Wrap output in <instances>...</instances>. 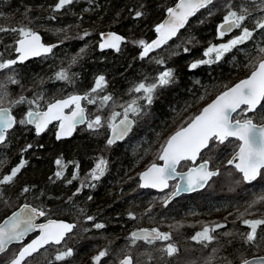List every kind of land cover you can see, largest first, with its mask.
<instances>
[{
    "label": "trees",
    "instance_id": "obj_1",
    "mask_svg": "<svg viewBox=\"0 0 264 264\" xmlns=\"http://www.w3.org/2000/svg\"><path fill=\"white\" fill-rule=\"evenodd\" d=\"M175 1L73 0L72 4L54 11L57 0H0V21L4 18L8 21L6 26L0 23V28L19 29L37 24L43 41L55 42L56 45L47 55L17 62L9 69L0 70V82L5 84L8 93L0 106L10 107L8 101L21 96L27 101L35 100L36 103L25 102L12 107L16 119L20 120L25 119L27 111L44 108L56 98L83 93L96 100V103L89 104L83 99L88 121L100 115L103 123L98 129H89L87 121L70 138L61 140L55 138L53 125L41 135H37L28 124L14 125L6 141L0 145V178L9 174L22 159L27 163L12 183L0 185V219L21 204L28 203L44 210L45 217L76 222L75 232L65 241L74 243L76 252L102 243L107 246L109 257L114 259L121 252L131 251L134 260L141 264H238L243 258L264 255V226L257 229L258 240L253 245L245 243L243 234L250 229L242 223L243 219L264 218V202L249 208L253 200L264 195V174L253 183L257 185L253 190V184H246L240 174L226 166L224 160L231 144L226 145L225 142L218 147L214 144L210 150L201 153L202 159L208 158L212 165L220 166L218 175L213 177L206 189L167 204L157 202L159 204L148 207L146 211L142 209L144 196L152 199L151 192L134 186L137 174L127 176L135 159L147 151L148 142L158 135V128L171 123L176 111L182 107L186 109L175 130L185 126L218 93L248 76L261 58L259 54L255 56L258 50L253 39L258 37L259 32L255 33L257 28L252 18L264 10V0H214L211 5L199 10L173 39L141 58L142 46L136 42H149L155 36L156 25ZM243 8L251 13L243 26L255 29L252 38L246 41L250 46V55L256 51L250 64L245 65V56L238 51L237 45L214 63L190 68L189 65L196 60H214V53L211 57L204 55L210 45L226 43L239 32L241 34L242 29L234 28L220 36L217 26L229 10L240 12ZM137 11L143 15L137 17ZM105 30H113L125 37L119 51L99 47L100 33ZM85 32L89 35L85 36ZM19 37L18 31H0V61L15 59V41ZM185 48L189 51H184ZM158 60L164 63L159 64ZM166 68L174 70L173 82L158 88L150 105L145 100H138L141 111L135 116L129 113L135 124L128 138L124 142L108 145L107 118L113 111L123 112L122 106L143 95V92L136 93L131 89L142 81L153 82ZM61 69L67 70L68 80L56 78ZM9 76L18 83H9ZM99 76H104L106 84L92 93ZM202 88L206 89L205 99L195 103V96ZM106 95L112 99L102 106L100 97ZM179 115L178 111L175 116ZM169 135L170 132L161 136L159 143L147 152V164L159 161L161 147ZM144 137L147 141L142 143ZM135 140H140L138 149L126 144ZM28 145L32 147L27 148ZM58 158L65 165L62 169L55 163ZM100 158L107 164L104 174L96 180L92 178L91 170ZM188 164L185 161L179 168L184 169ZM61 170L62 175L57 177L55 173ZM69 180L72 182L68 183ZM25 187L29 191L24 192ZM214 207L234 212L226 214L223 211L220 217L208 218L205 213ZM241 213L244 215L241 216ZM198 214L209 220L198 221ZM191 218H195L194 222H185ZM180 220L183 222L179 223ZM147 221L164 225L161 228L171 233V241L147 245L139 242L131 246L126 240V230L134 223L141 225ZM95 224H103L104 227L96 228ZM211 224L221 226L215 229ZM206 225L214 229L211 234L216 237L212 242H206L207 247L191 239ZM169 242L179 249L171 257L160 250ZM213 249L216 251L213 252ZM2 256L0 264H3ZM53 258L41 251L27 264L62 263Z\"/></svg>",
    "mask_w": 264,
    "mask_h": 264
},
{
    "label": "snow or ice",
    "instance_id": "obj_2",
    "mask_svg": "<svg viewBox=\"0 0 264 264\" xmlns=\"http://www.w3.org/2000/svg\"><path fill=\"white\" fill-rule=\"evenodd\" d=\"M72 3L73 0H57L53 10L58 11ZM212 3L213 0H177L174 7L167 9L168 18L164 22L156 25L155 31L158 33L157 39L150 43L144 40L136 42L142 46L140 57L144 58L153 49L166 44L169 39L176 36L178 31L188 23L190 17ZM250 14L246 8H243L240 12L229 10L224 16L223 23L219 26V35L224 36L226 32H231L234 28L242 29L241 34L228 40L226 43L210 45L204 52V55L211 57L214 53V60L211 58L196 60L189 67L195 69L202 64L214 63L237 45L243 44L245 41L251 39L255 29L250 30L248 27L243 26V22ZM141 15H143L142 12H136L137 17ZM255 28L264 29V19L257 21ZM8 30L19 32L21 38L16 42L18 45L16 52L19 53V56L16 59L0 61V70L9 69L17 61H25L30 56L50 53L56 46L43 44L40 36L30 28H0V31ZM84 35L87 36L89 33L85 32ZM101 35L104 36V40L100 44L101 49L114 48L119 51V45L125 39L116 33H102ZM184 51L187 52L189 49L185 48ZM258 54L261 58L253 66V70L246 78L239 80V82L231 87H227L211 103L203 107L198 115L192 117L187 123V126L180 127L167 138L161 147V154L159 156V159L164 161V164L161 166L152 163L144 172L140 173L139 175L143 180L141 187L164 189L168 187V180L177 175L187 180L188 187L183 190H190L193 186L202 187L210 177L218 174L217 171H208V160H204L198 168L189 169L184 174L177 173L176 166L181 161L196 160L197 156L201 155L203 150H210L217 143L224 144L229 138H235L240 143L237 145L234 156L227 163L229 165L234 164L235 168L242 173L245 181L255 180L257 176L264 174V123H255L254 118L247 115V113H255L258 108L264 109V46L258 47ZM73 62H75V58H73ZM157 63L163 64L164 61L158 60ZM56 78L68 80L67 70L61 69L56 74ZM7 80L12 84L18 83L12 76H9ZM173 80L174 70L166 68L158 74L153 82L145 83L142 81L131 89V91L136 93L143 92V95L132 99L127 106H122L124 109L123 113L113 111L107 118V126L111 129L112 133L111 137L107 140V144H114L116 140L123 139L131 131L133 120L129 119V113H132L133 116L139 114L141 106L138 100H145L150 105L153 102V94L157 89L170 84ZM105 84L104 76H99L96 79L95 87L91 90L92 93H96L98 89H102ZM7 95L5 84L0 82V105H2L3 99ZM82 99L87 100L89 104L96 103V100L90 98L89 94H85L83 97L72 95L66 99L56 100L48 104L46 111L29 110L26 114L27 119L20 120H17L11 114L12 107L25 102L32 104L36 103V101H27L23 96L19 97V99L9 101L10 107L0 106V144L6 141L9 130L13 129L16 124H34L36 134L39 135L45 131L52 121H58L59 130L56 133V138L59 140L63 136H70L75 130L76 125L84 123L86 120L85 108L80 104ZM111 99L112 97L110 95L100 97V103L103 106ZM70 105H75V108L71 110L70 114H65L64 109ZM237 110H240V113L244 114L241 118L233 117V113H237ZM118 116H122L123 118L117 123L116 118ZM261 118L264 119V117ZM102 126V117L100 115H96L93 120L88 121L89 129H98ZM31 147L32 145L27 146V148ZM26 163L27 161L22 159L17 166L11 169L9 174L3 175L0 178V185L12 183ZM55 163L61 166V169L65 166L61 158H58ZM106 164L107 161L103 158L99 159V162L95 165L91 173L93 179L98 180L104 174ZM55 175L60 177L62 170L57 171ZM75 178L76 176L74 175L73 179ZM71 182V180L68 181V183ZM176 189V191L171 193L172 196L178 194L181 186L177 185ZM23 191L27 192L29 189L25 187ZM262 202H264V195L253 200L249 208ZM45 215L46 212L44 210L36 209L25 204L19 211L13 212L3 224H0V253H4L13 242L22 241L30 232L39 229V235L20 247L19 251L10 258L8 264H26L28 257L33 256L34 253L44 248L45 245L60 244L65 239L66 234L70 233L76 227L74 224L52 219H48L47 223L35 222L37 216L43 217ZM129 215L132 216L131 213ZM243 215L241 213V216ZM132 218L135 217L133 216ZM88 219L92 220L93 217H88ZM242 223L250 229L246 234H243L245 243L255 245L258 240L257 229L264 226V218L243 219ZM94 226L96 228L104 227L103 224H95ZM216 227H220V225ZM212 231L214 229L204 227L202 231L197 232L191 239L207 247L206 242H212L216 239L211 234ZM129 238L132 244H135L138 240H143L148 244H154L157 241H171L172 236L171 233L161 232L158 228H141L130 233ZM160 250L169 257L177 254L179 251L177 246L171 242L165 244ZM215 251L213 249V252ZM72 255V249L68 248L66 251L59 252L55 256V259L62 261ZM106 255H108L107 250H103L92 259L96 264H99L101 258ZM119 264H132V257L130 255L125 256ZM240 264H264V255H255L251 259L243 258Z\"/></svg>",
    "mask_w": 264,
    "mask_h": 264
},
{
    "label": "rangeland",
    "instance_id": "obj_3",
    "mask_svg": "<svg viewBox=\"0 0 264 264\" xmlns=\"http://www.w3.org/2000/svg\"><path fill=\"white\" fill-rule=\"evenodd\" d=\"M253 19V24L255 25V23L257 22V21H259V20H261V19H264V10L263 11H261L260 13H258V15L257 16H255V17H253L252 18ZM0 23L3 25V26H6L7 25V23H8V21H6V18H4L2 21H0ZM245 26H246V24H245ZM24 28H30L32 31H35V30H38L39 31V26L37 25V24H33L32 26H28V25H25V26H23ZM240 31H241V29H239ZM238 30V31H239ZM258 32H259V34H258ZM255 33H257L258 34V37H256L255 39H253L254 41H255V43H256V47H257V49H256V51L258 50V47H260V46H264V29H257V31L255 32ZM238 35H240V32H239V34H237L236 36H238ZM233 36V35H232ZM246 41L243 43V44H240V45H238L237 46V49H238V51L239 52H241L242 54H244V56H245V65H249L250 64V62L252 61V59H254L255 58V56H257L258 55V53L255 55V52H254V54L253 55H250V46L248 47V45L246 44ZM99 47H100V40H99ZM255 55V56H254ZM255 61H257V59L255 60ZM205 93H206V89H204V88H202L198 93H197V95L195 96V103H200V102H202L204 99H205ZM9 102V101H8ZM180 112V115L179 116H175V114L177 113V112ZM178 111H176L175 112V114L172 116V122L171 123H165L164 125H163V128H158L159 130L157 131L158 132V135L157 136H154L149 142H148V146H147V148H146V152H144V154H142L141 156H139L137 159H135V163H134V166H133V169L130 171V172H128V174H130V173H132V172H134L136 169H138V168H141V167H143L144 168V166L147 164V158H148V153L147 152H150L158 143H159V140H160V137L161 136H163L164 134H166V133H168V132H170V134L172 133V132H174L175 131V127L178 125V121L180 120V118H181V115L182 114H185V112H186V109L184 108V107H182L181 109H179ZM120 113H123V112H120ZM244 114L243 113H240V110H238L237 111V113H235L234 115H233V117L234 118H241L242 116H243ZM248 116H250V117H253V118H256L255 116H257L258 117V119L257 120H254V121H256V122H261V121H263L264 119H262L261 117H264V109H260V108H258V110L255 112V113H248L247 114ZM118 117H120V116H118ZM117 117V118H118ZM116 118V119H117ZM94 119V117L91 119H89V121L90 120H93ZM53 127H54V130H55V125H53ZM108 130H109V127H108ZM233 139V138H232ZM126 140V139H125ZM125 140H123L122 142H124ZM136 141V142H135ZM135 141H133V142H129V143H126V144H131L132 145V147L134 148V149H138L140 146H141V144L139 143L140 142V140H135ZM142 141V143L143 142H146L147 141V139L144 137V139H142L141 140ZM237 141H235V140H228V141H226V145H228V144H231V148H230V151L228 152V154L226 155V158H225V160H224V164L227 166H230L231 168H233V170L235 171V172H237L238 174H240L239 173V171L233 166V165H229L228 163H227V160H228V158H229V156H230V154L237 148ZM215 146L216 147H218L219 146V144L217 143V144H215ZM159 156V155H158ZM1 158H0V163H1ZM187 161V160H186ZM99 162V161H98ZM97 162V163H98ZM96 163V164H97ZM189 164H190V162H188ZM188 164V165H189ZM210 165L212 166V167H217L218 169H220V166H215V165H212L211 164V162H210ZM94 168H95V166H94ZM94 168H92V170L91 171H93V169ZM98 174V173H97ZM127 174V175H128ZM211 182H209V184H210ZM136 185L138 186V183H136ZM172 189H173V186L172 187H169L166 191H164V192H162V194L164 195L161 199H160V202L161 203H163V204H167V202H165L166 200H165V198H166V195H168L171 191H172ZM256 193L258 192V191H255ZM146 201H147V203H148V206L152 203V199H146ZM226 212V214H230L231 212H234V210H224L223 208H221V207H214V208H212V209H210L208 212H206L205 213V215H207L208 213H210V214H208V216H210V218L212 219L213 217H220V213L221 212ZM228 212V213H227ZM199 215V214H198ZM223 215V214H222ZM188 217V216H187ZM198 218H200L198 221H203V222H207V219H206V217H202L201 215H199V216H197V219ZM192 220H190V219H186L185 220V222H194L193 220H195V218H191ZM212 221V220H211ZM183 222V220H180L179 221V223H182ZM213 222H214V220H213ZM19 248V246L18 245H11L4 253H2V254H0V255H3L2 256V261H3V264H7L8 263V261L10 260V258L14 255V253L16 252V250Z\"/></svg>",
    "mask_w": 264,
    "mask_h": 264
},
{
    "label": "flooded vegetation",
    "instance_id": "obj_4",
    "mask_svg": "<svg viewBox=\"0 0 264 264\" xmlns=\"http://www.w3.org/2000/svg\"><path fill=\"white\" fill-rule=\"evenodd\" d=\"M125 38V37H124ZM153 39V38H152ZM125 40V39H124ZM124 42V41H123ZM122 42V43H123ZM158 50V49H157ZM128 138V137H127ZM229 139H231V140H235V141H237L236 139H232V138H229ZM238 142V141H237ZM238 144H239V142H238ZM237 144V145H238ZM233 154V152L230 154V156ZM230 156H229V158H230ZM229 158H228V160H229ZM204 160H208L209 161V165H210V160L208 159V158H204ZM228 160H227V162H228ZM152 163H161L160 161L159 162H151V163H149V164H146L145 166H144V168L143 167H141V168H138V169H136L134 172H132L131 173V176L133 175V174H137L138 176H137V179L135 180V181H133L134 182V186H136V183H138V186L142 189V190H149L150 192V194L152 195V203L148 206V203H147V201H146V196H144V200H145V205H144V207L142 208L143 209V211H146L147 210V208L149 207H151V206H154V205H156V203L157 202H160V199L164 196L163 194H162V192H164V191H157V190H153V189H150V188H142L141 186H140V183H139V174L146 168V167H148L149 165H151ZM233 165V164H232ZM210 167L211 168H217V167H212L211 165H210ZM141 169V170H140ZM185 169V168H184ZM178 170H183V169H178ZM240 173V172H239ZM129 175V174H128ZM127 175V176H128ZM240 176L242 177V179H243V176H242V174L240 173ZM261 176V175H260ZM260 176H259V178H260ZM258 178V179H259ZM213 179V178H212ZM212 179L210 180V182L212 181ZM257 179V180H258ZM243 181L246 183V184H249V185H251V184H253V183H256V181H254V182H246L244 179H243ZM170 184H171V186H173V189H174V186H175V181H170ZM209 185V183L207 184V186ZM254 185V184H253ZM207 186L205 187V189L207 188ZM257 188V185H254V187H253V190H255ZM173 189H172V191H173ZM142 190H140V192H143ZM171 191V192H172ZM171 192L168 194V195H166V198H165V200L167 201V203H169V202H172L173 200H175V199H177V198H180V197H182V196H186V195H190V194H181L179 197H177V198H174V199H172V200H168V197L170 196V194H171ZM193 194V193H192ZM151 199V198H150ZM156 200V201H155ZM155 201V203H153ZM161 203V202H160ZM157 204H159V203H157ZM161 204H163V203H161ZM17 208V207H16ZM14 210V209H13ZM12 210V211H13ZM11 211V212H12ZM9 214V213H8ZM7 214V215H8ZM196 214V213H195ZM208 214H210V213H208ZM6 215V216H7ZM193 215H194V213H193ZM5 217V216H4ZM3 217V218H4ZM3 218H1L0 219V221L3 219ZM61 219V220H64V221H67V222H70V223H72V224H74L75 226H77L76 225V222L75 221H70V220H68V219H64V218H56V217H45V216H43V217H41L40 218V220H38L37 222H41V221H44V220H47V219ZM208 218H210V216H208ZM207 217H206V219L207 220H209ZM149 222V223H148ZM161 222V221H160ZM216 222V221H215ZM213 227H215V229H219V227H216L217 226V224H215V225H213V224H211ZM219 225V224H218ZM164 225H162V224H157V221L155 222V221H147V222H143V224H141V225H138L137 223H134V225H132L128 230H126V232H125V236H126V240H128L130 243V245L132 246H136V244H139V242L140 243H142V244H148L147 242H145V241H143V240H138L135 244H132L131 243V240H130V233H132L133 231H135V230H137V229H141V228H143V229H152V228H158L161 232H167V230H164V229H162L161 227H163ZM221 226V225H220ZM206 227H207V225H206ZM75 228H73V230L70 232V233H68V234H66V236H65V239L63 240V241H61V243L60 244H49V245H45L44 246V248H42V249H40L38 252H41V251H43V254H45V253H47L48 255H50V256H52V257H54L53 259H55V256L59 253V252H61V251H66L68 248H71L72 249V251H73V255L71 256V257H68V258H66L65 260H62V263L61 264H96V262L95 261H93V257L94 256H96V255H98V253L100 252V251H103V250H107V246L105 245V244H98V245H95L94 247H91V248H89V249H85V250H83L82 249V251H80V252H76L75 250H76V247L74 246V243H72V242H70V244H68V243H65V241L66 240H68L69 238H71L70 236H71V234L73 233V232H75ZM38 234V231H35V232H33V233H31V234H29L26 238H24L23 240H22V242H20V243H14V244H11V245H18L19 246V248L16 250V252H18L19 251V249H20V247H22L25 243H27L29 240H31L32 238H34L36 235ZM90 235H91V233H90ZM160 242H162V241H160ZM164 242V241H163ZM10 245V246H11ZM9 246V247H10ZM8 247V248H9ZM75 249V250H74ZM15 252V253H16ZM37 252V253H38ZM107 252H108V250H107ZM14 253V254H15ZM37 253H34L33 254V256L35 255V254H37ZM2 254V253H1ZM127 255H130L131 257H132V264H141V263H138L137 261H135L134 260V256H133V252H131V251H124V252H121L116 258H112V257H109L110 256V254L109 255H106V256H104V257H102L101 258V260H100V262H99V264H118L122 259H124V257L125 256H127ZM33 256H31V257H28L27 258V260H26V264H27V262L33 257ZM252 256H255V255H252ZM252 256H249V257H252ZM249 257H247V258H249ZM109 259V261H107ZM111 260V261H110ZM66 262V263H65ZM239 263V262H238Z\"/></svg>",
    "mask_w": 264,
    "mask_h": 264
},
{
    "label": "water",
    "instance_id": "obj_5",
    "mask_svg": "<svg viewBox=\"0 0 264 264\" xmlns=\"http://www.w3.org/2000/svg\"><path fill=\"white\" fill-rule=\"evenodd\" d=\"M214 1V0H213ZM177 3V0L170 6V7H174L175 6V4ZM196 15V14H195ZM194 15V16H195ZM194 16H192V17H190L189 18V20L190 19H192ZM168 18V13H167V11H166V13H165V15H164V17L161 19V21L158 23V24H160V23H162V22H164L166 19ZM223 23V21L217 26V29H219V26L221 25ZM187 25V24H186ZM185 25V26H186ZM184 26V27H185ZM183 27V28H184ZM183 28H181L180 30H182ZM179 30V31H180ZM233 30V29H232ZM178 31V32H179ZM34 32H36L39 36H40V38H41V42L43 43V44H45V45H55V42H53V43H46V42H44L43 41V38H42V35L40 34V32H38V31H34ZM107 34V33H116L117 35H119V36H122L121 34H119V33H117V32H115V31H112V30H105V31H103V32H101V34ZM226 33H228V32H226ZM100 34V44L103 42V40H104V36H102ZM157 36H158V33L155 31V36L153 37V39L151 40V41H153V40H155V39H157ZM122 37H124V36H122ZM175 37V36H174ZM174 37H172L171 39H173ZM21 37H19L17 40H16V42L20 39ZM171 39H169V40H171ZM124 41V40H123ZM122 41V42H123ZM150 41V42H151ZM15 42V49H14V51H15V54H16V57H15V59L19 56V53H17L16 52V48L18 47V45H17V43ZM122 42L120 43V45L122 44ZM149 42V43H150ZM119 45V46H120ZM162 46V45H161ZM160 46V47H161ZM159 47V48H160ZM159 48H156V49H153L152 51H154V50H157V49H159ZM104 49H109V50H116V49H114V48H104ZM47 54H49V53H43V54H41V55H39V56H42V55H47ZM39 56H30L27 60H30V59H34V58H36V57H39ZM27 60H25V61H27ZM25 61H17L18 63H23V62H25ZM247 77V76H246ZM246 77H244V78H246ZM244 78H242V79H244ZM241 80V79H240ZM237 82H239V80H237L235 83H237ZM235 83H233L232 85H230L229 87H231V86H233ZM226 90V89H225ZM225 90H223V91H225ZM221 93V92H220ZM219 93V94H220ZM218 94V95H219ZM72 95H78V96H81V97H83L84 96V94H82V93H73V94H69V95H66V96H64V97H60V98H56L55 100H53V101H51L50 103H53V102H55L56 100H61V99H66V98H68L69 96H72ZM217 96V95H216ZM216 96L213 98V99H211L209 102H207L203 107H205L208 103H211V101L212 100H214L215 98H216ZM83 100V99H82ZM82 100L80 101V104H81V106L83 107V108H85V106L83 105V102H82ZM50 103H48V104H50ZM48 104L45 106V108H43V109H38V110H32V111H46L47 110V106H48ZM3 107H6L7 108V106H3ZM202 107V108H203ZM242 107V106H241ZM75 108V105H70L68 108H66V109H64V112H65V114H70V112H71V110H73ZM202 108H201V110H202ZM200 110V111H201ZM199 111V112H200ZM238 111V110H237ZM199 112L196 114V115H198L199 114ZM13 116H14V114L13 113H11ZM27 114V113H26ZM234 114V113H233ZM85 116H86V120H85V122L84 123H79V124H77L76 125V127H75V130L72 132V134L70 135V136H63L61 139H68V138H70L75 132H76V130H77V128L78 127H81V126H83L86 122H87V112H86V108H85ZM15 117V116H14ZM123 117L121 116V117H119L118 119H116V122L118 123L119 122V120L120 119H122ZM25 119H27V115L25 116ZM129 119H131V120H133V123H132V126H131V130H132V128H133V126H134V119L131 117V116H129ZM53 123H56V129H55V132H54V136H55V138H56V133H57V131L59 130V122L58 121H52V123L51 124H53ZM262 123H264V122H262ZM28 125H30V126H32L33 128H34V130H35V125L34 124H28ZM50 125V124H49ZM48 125V126H49ZM185 126H187V124L185 125ZM48 128V127H47ZM46 128V129H47ZM45 129V130H46ZM12 130V129H11ZM10 131V130H9ZM177 131V130H176ZM176 131H174V132H176ZM36 132V131H35ZM173 132V133H174ZM43 133V132H42ZM42 133H40L39 135H41ZM130 133V132H129ZM128 133V134H129ZM172 133V134H173ZM171 134V135H172ZM111 135H112V133H111V129L109 128V133H108V136H107V140L111 137ZM170 135V136H171ZM127 137V135L124 137V138H126ZM123 138V139H124ZM57 139V138H56ZM61 139H59V140H61ZM123 139H120V140H116L115 141V143H117L118 141H121V140H123ZM58 140V139H57ZM107 140H106V142H107ZM114 143V144H115ZM3 144V143H2ZM1 145V144H0ZM113 145V144H112ZM237 150V149H236ZM160 154H161V152H160ZM234 154H235V152L230 156V158L229 159H231L233 156H234ZM160 156V155H159ZM199 157H200V155L199 156H197V158H196V160H194V161H192V160H190L192 163H194L193 165H191L188 169H186V170H183V171H177V168H178V165L176 166V172L177 173H181V174H184V173H187L188 171H189V169H194V168H198L199 167V165L204 161V160H202V161H199V162H197L198 161V159H199ZM161 161V163H156V164H159V165H163L164 164V161H162V160H160ZM150 166V165H149ZM148 166V167H149ZM233 166L235 167V165L233 164ZM148 167H146L142 172H144ZM207 169H208V171H217L218 173H219V170L218 169H211L210 167H209V163H208V166H207ZM141 172V173H142ZM242 174V173H241ZM218 175V174H217ZM216 176V175H215ZM215 176H212V177H210L208 180H207V182L206 183H204L203 184V186L201 187V186H193L190 190H183L184 188H187L188 187V184H187V180H186V178H182V176H180V175H177V176H175V177H173V178H170L169 180H168V186H169V182L170 181H173V180H177L176 181V186L177 185H180L181 186V190L178 192V194L177 195H175V196H172L171 194H170V196L168 197V200H172V199H174V198H176V197H179L181 194H189V193H193V192H197V191H201V190H203L205 187H206V185L209 183V181L213 178V177H215ZM243 176V175H242ZM257 178H258V176H257ZM256 178V179H257ZM255 179V180H256ZM254 180H252V181H246V182H253ZM139 183H140V186L143 184V180L141 179V177L139 176ZM176 186H175V190L174 191H176L177 189H176ZM142 188H150V189H153V190H157V191H164V190H166L167 188H164V189H160V188H152V187H142ZM173 191V192H174ZM172 192V193H173ZM25 204H28V203H24V204H21L20 206H18L16 209H14L12 212H10L7 216H5L1 221H0V224H3L7 219H8V217H10L11 215H12V213L13 212H17V211H19L20 209H21V207L23 206V205H25ZM28 205H30L31 207H33V208H36V209H38L37 207H34V206H32L31 204H28ZM40 216H37L36 217V220H35V222L36 223H47V221H48V219L47 220H44V221H41V222H37L38 220H40ZM52 220H56V221H64V220H61V219H52ZM65 223H69V224H72V223H70V222H67V221H64ZM138 230V229H137ZM36 231H38V234L36 235V236H38L39 235V229H37ZM136 231V230H135ZM33 232H35V231H33ZM33 232H30L29 234H31V233H33ZM28 234V235H29ZM27 235V236H28ZM27 236H25L24 238H26ZM36 236L34 237V238H32V239H35L36 238ZM31 239V240H32ZM31 240H29L28 242H30ZM20 242H22V241H16V242H13L12 244H14V243H20ZM27 242V243H28ZM10 246V245H9ZM1 254V253H0ZM253 257V256H252ZM252 257H249L248 259H251ZM8 264V263H7ZM119 264V263H118ZM238 264H240V262L238 263Z\"/></svg>",
    "mask_w": 264,
    "mask_h": 264
},
{
    "label": "bare ground",
    "instance_id": "obj_6",
    "mask_svg": "<svg viewBox=\"0 0 264 264\" xmlns=\"http://www.w3.org/2000/svg\"><path fill=\"white\" fill-rule=\"evenodd\" d=\"M125 41V40H124Z\"/></svg>",
    "mask_w": 264,
    "mask_h": 264
}]
</instances>
